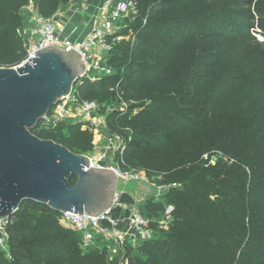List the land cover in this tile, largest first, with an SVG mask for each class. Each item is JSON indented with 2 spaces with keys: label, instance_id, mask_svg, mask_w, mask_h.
<instances>
[{
  "label": "trees",
  "instance_id": "1",
  "mask_svg": "<svg viewBox=\"0 0 264 264\" xmlns=\"http://www.w3.org/2000/svg\"><path fill=\"white\" fill-rule=\"evenodd\" d=\"M29 1L0 0V67L25 58L17 29L24 23L19 11ZM32 1L41 15L51 17L71 0ZM136 2L137 14L124 19L131 21L124 28L128 36L109 54L114 74L94 81L78 78L72 87L78 100L105 102L119 92L130 102L124 115L107 116L111 131L129 128L131 133L118 154L124 168L143 170L149 178L161 176L158 182L181 181L182 189L171 195L175 208L165 236L141 241L137 249L146 258L127 264L261 263L264 43L252 47L238 41L240 30L233 20L218 15L222 0ZM258 15L264 21V11ZM248 82L249 87L243 86ZM258 93L263 99L254 103ZM235 118L236 132L227 137L215 164L205 166L202 156L211 148L196 145V135ZM31 133L75 153L93 147L92 131L70 118L48 124L43 119ZM190 170L195 176H188ZM69 181L73 185L75 177ZM165 205L146 200L140 209L153 222ZM60 216L47 205L24 202L7 220L8 255L0 248V264H119L108 260L104 245L83 252L79 234L62 227ZM129 245L125 256L132 251Z\"/></svg>",
  "mask_w": 264,
  "mask_h": 264
},
{
  "label": "water",
  "instance_id": "2",
  "mask_svg": "<svg viewBox=\"0 0 264 264\" xmlns=\"http://www.w3.org/2000/svg\"><path fill=\"white\" fill-rule=\"evenodd\" d=\"M19 67H0V222L26 201L97 216L113 206L117 176L53 140L31 133L84 72L75 49L56 43ZM75 177L72 185L69 178Z\"/></svg>",
  "mask_w": 264,
  "mask_h": 264
},
{
  "label": "built area",
  "instance_id": "3",
  "mask_svg": "<svg viewBox=\"0 0 264 264\" xmlns=\"http://www.w3.org/2000/svg\"><path fill=\"white\" fill-rule=\"evenodd\" d=\"M91 1L71 0L66 3V9H59L51 17L41 15L36 6L33 8L26 7V20L17 29V34L22 40L25 50V58L13 67L22 66L29 61V58L35 57V51L56 43L62 50L75 49L80 54L84 64V72L79 78L94 81L101 77L113 75L114 69L108 61L109 54L120 39V31L126 27L124 19L133 18L137 14V2L136 0H104L102 3H98L97 0ZM89 8L92 9L91 16L93 19V25L89 31L79 36L77 34L79 24H75L66 30L70 17L69 13L85 12ZM143 21L145 22L146 19ZM129 107L130 102L126 101L119 92L111 100L98 102L96 100H78L71 90L67 96L62 98L60 103L50 109L45 120L47 124L66 118L84 122L85 127L93 133L92 146H96L103 136L102 154L97 156L86 154L90 158L91 165L113 170L117 176V183H147L153 188L152 194L158 196L169 187L163 182L156 181L161 176L149 178L142 170L121 168L120 166L122 161L118 159V154L131 141V133L129 128H122L118 132L111 131L107 116L112 113L118 116L124 115ZM109 154L116 156L118 164L107 162L106 156ZM215 154L221 156L218 151ZM211 156V153H206L203 154L202 158L210 160ZM119 196L120 192L117 189L113 206L97 216L61 213L60 225L79 234L80 248L83 252L104 245L107 256H118L127 243L152 238L149 229L151 221L142 214L141 209L136 204L129 208L125 204H120L118 202ZM173 212V205L166 204L164 206L163 212L157 220L160 226L168 228L172 221ZM6 224L7 221L0 222V248L8 255L9 235Z\"/></svg>",
  "mask_w": 264,
  "mask_h": 264
},
{
  "label": "rangeland",
  "instance_id": "4",
  "mask_svg": "<svg viewBox=\"0 0 264 264\" xmlns=\"http://www.w3.org/2000/svg\"><path fill=\"white\" fill-rule=\"evenodd\" d=\"M95 0H92L91 2H94ZM104 0H97L98 3H102ZM96 4V3H95ZM35 5L34 1L29 2V4L25 7H22L20 9V14L22 15L23 21L26 20V14H27V8H33ZM220 10L218 12V15L226 16L233 20L238 30H240V36H237L236 38H239L238 41L241 43H248L252 47H256L257 45L264 43V28H261V23H263V19L261 16L258 15V12L264 11V0H222V3L220 5ZM131 21L124 23H130ZM124 28L120 31V39L119 41L124 38V36H128V34H125ZM224 34V31H222ZM246 35L249 37L247 38ZM241 37V38H240ZM127 38V37H125ZM118 41V42H119ZM117 42V43H118ZM256 60H259L258 63L262 61V58L258 53H256ZM249 83H245L243 86L249 87ZM261 89H258L256 92L260 91ZM263 99L262 93H258L257 95H254L253 102H261ZM242 102L246 101V98L242 99ZM64 120V119H63ZM238 126V119H231V124L227 126L217 127L213 130H203L200 133L196 135V145L201 144H208L211 148V159L207 160L204 159V161H207L205 166L214 165L216 160L219 158L218 155L215 154L216 151L223 152L224 147L223 144L228 142L227 137L231 136V134L235 133ZM230 138V137H229ZM103 136L100 138L96 146L92 147V150L89 151L86 154L90 155H101L103 150ZM107 162L110 164H118L116 160V156L109 154L106 156ZM121 168L123 167L120 165ZM124 168V167H123ZM138 170V169H136ZM140 171V170H139ZM143 171V170H142ZM145 172V171H144ZM189 177L195 176V173H193V170H190ZM164 184L169 185L168 188H166L160 195L156 196L153 195V188L151 185L143 182H128V183H117V189L118 192H120V196L118 198V202L120 204H125L126 207H133V204H136L139 208H141L142 204L146 200H154L161 202L163 204H171L175 208V204L173 200L171 199L172 193H174L177 190L182 189L181 181H171V180H164ZM254 205L256 209H262L261 206H259L257 201H254ZM264 208V207H263ZM158 220V219H157ZM156 221H153L150 223V231L152 233V238L157 239H163L165 236L166 228L160 226V224ZM260 220H264V213L260 216ZM141 241L130 243V247L132 248V251L128 253V255L125 256V250L127 249V246L122 250L118 256H107L108 260H119V264H127L128 262H135L137 260H144L146 258V255L139 251L137 249V246L139 245ZM73 250L72 247H68V252H71ZM40 250H37L39 252ZM255 264H264V261L261 263L256 262Z\"/></svg>",
  "mask_w": 264,
  "mask_h": 264
},
{
  "label": "crops",
  "instance_id": "5",
  "mask_svg": "<svg viewBox=\"0 0 264 264\" xmlns=\"http://www.w3.org/2000/svg\"><path fill=\"white\" fill-rule=\"evenodd\" d=\"M66 6L63 5V8L60 9H66ZM69 21L68 25L66 27V30H69L71 26L75 24H79L80 27L78 28L77 34L79 36L83 35L85 32L89 31L92 28L93 25V19H92V9L89 8L85 12H71L69 13Z\"/></svg>",
  "mask_w": 264,
  "mask_h": 264
}]
</instances>
